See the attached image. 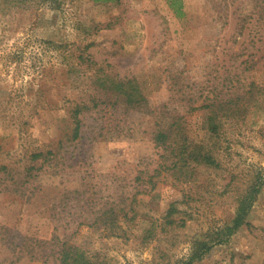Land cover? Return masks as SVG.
I'll use <instances>...</instances> for the list:
<instances>
[{
    "label": "rangeland",
    "instance_id": "rangeland-1",
    "mask_svg": "<svg viewBox=\"0 0 264 264\" xmlns=\"http://www.w3.org/2000/svg\"><path fill=\"white\" fill-rule=\"evenodd\" d=\"M182 11L0 0V264H59L64 244L93 264H177L233 216L264 167V0H182ZM105 76L134 80L148 104H114ZM227 100L245 109L214 105L213 135L201 105ZM74 102L81 135L70 139ZM165 115L219 165L168 170L154 141ZM248 222L193 264H264V187Z\"/></svg>",
    "mask_w": 264,
    "mask_h": 264
},
{
    "label": "trees",
    "instance_id": "trees-1",
    "mask_svg": "<svg viewBox=\"0 0 264 264\" xmlns=\"http://www.w3.org/2000/svg\"><path fill=\"white\" fill-rule=\"evenodd\" d=\"M105 1V0H95ZM169 5L175 13L179 16L183 14L182 0H168ZM53 43V42H52ZM55 48L65 50L64 45L53 43ZM100 87L106 92L114 95V104L122 103L134 109H141L148 104V100L141 93V90L137 83L132 79L116 80L105 76L100 79ZM231 101L212 102L208 104H202L201 107L209 108L208 110V130L213 134H218L219 123L217 121L216 111L213 109L214 105L218 104L221 109H226V115H235L234 113L245 109L238 107L237 103L234 106ZM84 106L81 103L74 102L70 107V115L72 118V132L70 139H77L81 135V118L80 114ZM164 110V109H163ZM245 110H241V115ZM164 114L167 112L164 110ZM163 117V120L159 123L161 128L154 134V141L157 146H161L167 151L168 155H162L165 162L166 159L170 160V164H167L168 170L175 172L176 169L194 168L192 161L204 163L210 166H218L219 162L215 156V150L208 148L204 143L194 144V142L187 137L181 127L179 118L181 116H167ZM165 118V119H164ZM168 119V120H167ZM171 119V120H169ZM34 157L42 156V152H37ZM170 157V158H169ZM172 157V158H171ZM264 187V167L259 166L249 178L246 186L237 196V205L233 216L229 220H226L223 224L215 226L208 230L203 238H196L193 241L189 255L184 259H181L177 264H193L195 260L201 259L207 254L215 244H220L228 240L232 234H234L241 226L248 225V215L252 209V206ZM174 210V205H171L169 216ZM113 217L117 218V214L112 212ZM112 217V218H113ZM114 219V218H113ZM114 221H116L114 219ZM169 223H172L171 218H167ZM115 223L111 227L107 228L109 233H117V228L114 227ZM59 264H93L89 256L80 247L72 244H64L59 253Z\"/></svg>",
    "mask_w": 264,
    "mask_h": 264
}]
</instances>
